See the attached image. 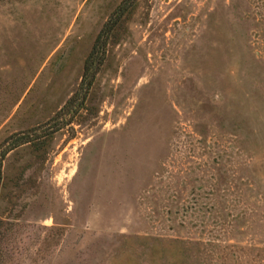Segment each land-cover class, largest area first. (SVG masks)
I'll return each mask as SVG.
<instances>
[{
  "label": "rangeland",
  "instance_id": "1",
  "mask_svg": "<svg viewBox=\"0 0 264 264\" xmlns=\"http://www.w3.org/2000/svg\"><path fill=\"white\" fill-rule=\"evenodd\" d=\"M118 6L3 160L0 264H264V0H0V144Z\"/></svg>",
  "mask_w": 264,
  "mask_h": 264
},
{
  "label": "trees",
  "instance_id": "2",
  "mask_svg": "<svg viewBox=\"0 0 264 264\" xmlns=\"http://www.w3.org/2000/svg\"><path fill=\"white\" fill-rule=\"evenodd\" d=\"M124 9L125 8L118 6L117 9H115V11H113L110 17L106 20L104 26L96 36L91 50L84 61L83 74L80 86L77 91L68 99V101L63 107L65 111L64 116H62V118L60 119H57V116L59 114H56L53 121L46 124L44 127L35 126L26 131L15 132L0 144V186L2 182L3 160L11 150L15 149L20 145L32 143L39 139L47 137L72 122L75 115L83 106V101L85 99L86 92L89 86L92 84L95 74L97 73L99 67L103 62L105 54V45L109 32L119 21L121 15L124 12ZM84 85L85 87H83ZM79 95L80 99L77 101ZM1 230L2 221L0 220V237Z\"/></svg>",
  "mask_w": 264,
  "mask_h": 264
}]
</instances>
